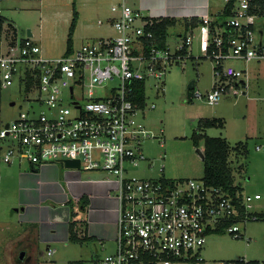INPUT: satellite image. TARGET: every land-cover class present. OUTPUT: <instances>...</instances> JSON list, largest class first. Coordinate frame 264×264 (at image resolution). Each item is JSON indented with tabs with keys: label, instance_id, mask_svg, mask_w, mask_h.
Wrapping results in <instances>:
<instances>
[{
	"label": "built area",
	"instance_id": "obj_1",
	"mask_svg": "<svg viewBox=\"0 0 264 264\" xmlns=\"http://www.w3.org/2000/svg\"><path fill=\"white\" fill-rule=\"evenodd\" d=\"M111 11L118 13L112 21L115 36L84 43L60 57L44 56L31 36L12 37L4 49L0 47V87L17 80L30 95L29 108L0 128L1 162L41 166L78 160L75 169L114 176L115 248L97 264L199 261L210 233L244 236L238 223L256 220V212L249 209L261 195H233L202 178L129 175V169L145 159L141 144L151 137L138 120L149 82L154 80L163 91L167 69L188 56L193 39L182 36L171 51L167 40L162 46L157 41L151 29L156 21L142 18L123 1L113 4ZM202 23V48L213 60L218 79L209 91H196L195 96L213 104L230 88L245 85L246 71L226 61L264 59V12L256 0H234L224 26L211 30L206 17ZM46 253L52 256L54 250ZM237 264L249 261L239 259Z\"/></svg>",
	"mask_w": 264,
	"mask_h": 264
},
{
	"label": "rangeland",
	"instance_id": "obj_2",
	"mask_svg": "<svg viewBox=\"0 0 264 264\" xmlns=\"http://www.w3.org/2000/svg\"><path fill=\"white\" fill-rule=\"evenodd\" d=\"M73 0H0V15L5 18L1 31L2 48L12 38H24L28 31L41 46L46 57H60L66 49V39L72 17ZM109 0H75L78 15L73 33V47L109 37L115 33L105 19ZM212 5L223 6L225 0H211ZM116 4V3H114ZM113 5V4H112ZM101 22V24L99 23ZM11 24V26H9ZM114 30V29H113ZM167 44L172 51L182 41L179 25L168 28ZM199 33V32H198ZM178 34H181L180 36ZM199 35V34H198ZM203 42L199 37L192 40L190 53L181 63L169 67L163 77V91L149 82L146 90V106L138 115L149 131L150 138L143 140L141 151L145 157L138 165L129 169V175L138 178L201 179L203 164L200 152L193 145L191 134L197 122L204 118H223L224 128L212 127L205 131L209 137H227L231 144L242 141L247 152L230 151L229 160L234 167V184L243 194L261 195L250 207L251 212L264 211V59L239 62L229 60L246 71L245 85L230 88L213 104L203 97L195 96L199 91H209L218 77L214 76L213 60L205 56ZM194 81L193 97L187 100V86ZM30 97L24 87L14 81L12 85L0 87V120L9 123L20 111L29 108ZM13 103V104H12ZM151 104L154 106L151 107ZM33 107L38 109V105ZM196 131V130H195ZM262 145L260 150L257 145ZM198 150H203V141ZM30 170L27 161L0 164V264H97L98 259L114 251V242L100 245L98 240L68 241L65 217L81 220L85 214L77 205L73 214L66 216L56 211L59 221L47 218L35 224L24 222L37 217L35 209L25 207L21 211L19 202L25 200L18 177L21 171ZM74 170V169H70ZM81 178L93 176L104 181L114 176L106 171L79 170ZM32 180V179H31ZM66 188V187H65ZM63 189V186H62ZM61 189V190H62ZM67 190V189H65ZM21 196V198H20ZM238 225L244 236L234 237L228 232H212L199 251V261L173 264H237L239 259L259 261L264 264V220H245ZM50 239H52L50 241ZM54 239V240H53ZM48 245L55 249L47 255ZM22 255V256H21Z\"/></svg>",
	"mask_w": 264,
	"mask_h": 264
},
{
	"label": "crops",
	"instance_id": "obj_3",
	"mask_svg": "<svg viewBox=\"0 0 264 264\" xmlns=\"http://www.w3.org/2000/svg\"><path fill=\"white\" fill-rule=\"evenodd\" d=\"M121 1L131 6L144 19H176L183 36L190 34L192 39L194 36L202 39V26L190 27L185 30L181 22L184 19H202L204 17L213 22L218 18L224 6L212 5L211 0H109L105 19L109 22L111 28H113L112 21L118 16L117 12L111 11V6ZM101 22L99 23L101 24ZM113 29L112 31L115 33L113 36H115L116 31ZM33 35L30 32V36L32 37ZM178 35L180 36L181 34ZM101 38L103 39V37H98V39ZM94 39L97 40V38ZM93 41L95 40L91 42ZM207 129L209 128H206L203 132L205 133ZM223 138L227 140L226 136ZM228 143L233 145L229 141ZM17 183L21 187V193L24 192L23 197L25 198L18 204L21 207V211L25 207H30L35 209L34 215L37 213V217L25 219L24 222L35 224L42 220L43 217L51 221H59L60 219L56 215L57 210L69 216L74 212L73 206L77 205L85 214L84 218L79 221L71 220L68 217L62 219L67 224L68 241H70L69 223L75 221L74 227L79 238L89 241L98 240L101 246H105L107 242L115 243L118 201L112 180L104 181L93 176L84 177L83 179L78 169L67 168L63 163L58 162L41 166L30 165V170L21 171ZM49 248L51 247L48 245L47 249ZM52 250L55 252V249Z\"/></svg>",
	"mask_w": 264,
	"mask_h": 264
},
{
	"label": "trees",
	"instance_id": "obj_4",
	"mask_svg": "<svg viewBox=\"0 0 264 264\" xmlns=\"http://www.w3.org/2000/svg\"><path fill=\"white\" fill-rule=\"evenodd\" d=\"M234 0H227L223 6L222 11L220 12L218 18L210 22L211 30L214 29L215 26L222 27L225 25L226 18L231 14V9ZM73 9H72V17L70 26L68 29L67 39H66V49L65 52H70L73 50V33L75 30L76 22H77V12L75 9V0L72 1ZM256 3L260 7V11L264 12V0H256ZM156 21V24L151 27L152 31L154 32L157 41L162 46L164 45L168 28L173 27L177 24L176 19L172 18H160V19H153ZM5 22V18L0 15V47H1V31L3 28V24ZM181 24L184 26L185 30L189 29L190 27L193 28L195 26L202 25V19L200 18H191L190 20L184 19ZM185 52V50H183ZM31 84V80H28L26 83V88L28 89ZM139 103L142 105L143 99L142 94H139ZM193 97V92H192ZM1 104V103H0ZM225 121L223 118H204L200 119L197 122L196 131L194 130L191 134V140L193 145L198 152H200L202 164H203V176L202 179L205 183L215 186L221 187L224 190L228 191L230 194L235 193H242L241 189L238 185L234 184V167L231 165L229 160L230 151H240L242 152L243 156L246 154V144L242 141L235 143L234 145H230L228 141L223 137H209L203 131L206 128L211 127H219L223 128ZM2 126L0 120V128ZM203 141V150H198L199 142ZM2 146L0 140V156H1ZM1 164V159H0ZM256 216V220H264V211L259 213H254ZM76 224L75 221L69 223V240L71 242H79L84 240V238H79L74 225ZM73 264H81V261H73ZM259 261H249V264H258Z\"/></svg>",
	"mask_w": 264,
	"mask_h": 264
},
{
	"label": "water",
	"instance_id": "obj_5",
	"mask_svg": "<svg viewBox=\"0 0 264 264\" xmlns=\"http://www.w3.org/2000/svg\"><path fill=\"white\" fill-rule=\"evenodd\" d=\"M28 36H30V31H28ZM194 81H192L188 86H187V100L191 101L192 99V89L194 88ZM13 104V103H12ZM64 166L67 168H78L79 167V162L78 160H65L64 161ZM22 256V255H21Z\"/></svg>",
	"mask_w": 264,
	"mask_h": 264
}]
</instances>
